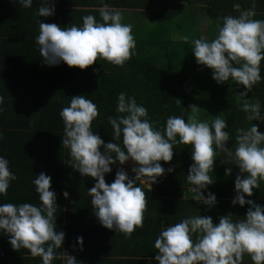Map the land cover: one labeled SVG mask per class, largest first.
Listing matches in <instances>:
<instances>
[{
    "label": "clouds",
    "instance_id": "1",
    "mask_svg": "<svg viewBox=\"0 0 264 264\" xmlns=\"http://www.w3.org/2000/svg\"><path fill=\"white\" fill-rule=\"evenodd\" d=\"M10 2L22 8H31L33 4V0ZM99 3L100 19L83 16L80 26L72 23L60 27L38 21L35 43L44 64L51 67L64 63L70 68L85 70L102 59L122 66L135 54L132 25L121 22L122 14L118 9L109 7L104 0ZM232 7L239 15L224 16L222 24H217L213 39L204 36L193 39L191 52L197 65L211 70L217 84L231 79L243 86L244 91L238 95L244 98L242 110L246 119L259 120L260 102L249 103L245 97L251 86L262 79L264 20L253 19L255 0L246 10H241L239 3ZM34 14L41 18L54 16L55 0H42ZM189 109L187 121L182 116H169L161 132L154 127L155 122L150 121L142 104L120 92L115 110L121 115L107 117L112 139L120 143H106L91 130L92 121L98 115L96 105L86 95L73 96L59 112L63 122L61 141L69 150L70 167L82 177L95 181L87 194L100 225L129 235L143 222L146 200L142 186H152L166 171H173L171 167L166 170L160 162L172 161L174 145H184L190 150L192 163L186 180L192 186L189 190L194 194L193 200L202 202L206 210L217 203L214 193H203L214 183L210 175L216 161L214 157L223 152L239 169L231 204L247 205L245 216L233 220V215L227 214L214 224L211 216L197 215L164 227L154 241L157 252L153 259L156 264H241L242 257L247 255L252 264H264V205L246 199L259 188V181H264V132L256 124L238 129L229 148L223 113L212 116L209 122L198 119L201 109L196 105H189ZM116 165L121 167L117 168L114 180L106 183V174ZM225 174L231 175L232 168L227 167ZM15 180L9 161L0 156V195H6L10 182ZM32 184L40 204L0 203V231L7 236L13 251L24 248L33 257H40L42 264H52L53 259L61 258L54 250L62 248L65 240L64 232L56 230V194L51 190V177L44 172L35 175ZM62 195L68 199L67 191ZM76 244L82 248L83 237L77 236ZM63 255L65 264H76L74 256L65 251Z\"/></svg>",
    "mask_w": 264,
    "mask_h": 264
},
{
    "label": "trees",
    "instance_id": "2",
    "mask_svg": "<svg viewBox=\"0 0 264 264\" xmlns=\"http://www.w3.org/2000/svg\"><path fill=\"white\" fill-rule=\"evenodd\" d=\"M63 1H61V5L69 2V0ZM160 9V11L144 13L143 17L150 23L160 24L162 28L151 29L152 34L149 35L132 34L135 40V49L132 51L135 54L131 55L122 66H115L105 60L98 59L92 66L80 70L79 68H70L64 63L51 67L44 64L36 49L38 45L35 43V37L38 34L35 36L34 31L29 29L26 24L27 18L32 16L26 13L27 9H22L21 5L14 4L10 0H0V81H5L9 85L17 82L14 88L13 86L6 88L5 95L1 96L12 94V90L18 88L28 94L9 95L15 100L14 103L19 102L28 106L33 102L40 103L36 112L37 116L35 119H30V125L21 126L24 127L22 132H17L15 126L12 128L9 126L10 129L3 127L0 131L2 133L0 139L3 138V142H0V156L9 161V169L16 175L15 189H11L9 185L7 190V192H11L12 197L36 199L37 193L32 187V180L35 175H39L41 172L51 177V183L55 185L59 193L61 192L60 198L65 199L62 195L64 191L68 192V198L73 197L71 195L73 193L74 196L78 194L76 197H83L80 190H76V188L79 182L88 186L89 177H82L70 167L69 150L63 147L61 141L63 122L60 120L59 112L68 105L73 96L86 95V98L96 105L98 115L92 121L91 130L96 132L106 143H120V140L112 139V129L107 121L108 116L121 115L115 110L117 96L120 92H124L126 96L134 97L137 104H142L147 109L150 121L155 122L154 127L161 132H163L165 121L169 116H182L187 121V117L190 115L189 105L197 104L201 107L215 105L209 103L208 100H212L218 95L206 93L202 85L193 83L194 80H198L199 75L191 69V63L195 61L191 52L193 47L191 42L204 35L192 29L187 34V29H182L176 24L177 13H174L173 9L171 10L168 5L160 6ZM82 13L84 14L81 17L93 15L97 20L100 19L99 12L83 11ZM66 15L69 16L67 13ZM73 15L74 13L69 16L70 18L67 17L69 25L74 22L76 24ZM216 16L218 17V15ZM80 24H82V20ZM175 34H178L181 39L174 38ZM183 37H187V41ZM154 47L157 56L161 57L160 63L154 60L155 57L146 56L154 51ZM261 70L264 71V65L260 64ZM231 96L234 106L231 109H223L226 110L224 116L229 122L224 131H231L235 139L237 129L235 130L233 126L237 119L234 114L241 115V111L235 110V108L241 104L237 102L238 93H233ZM258 97H261L259 100L264 108V94L263 96H252L253 99ZM17 99L18 101H16ZM177 99L181 102L178 103ZM50 104L52 105L50 119L47 124L40 125L42 115L38 113L43 114L45 108L50 107ZM219 107L225 108L220 105ZM24 112L22 111V113ZM233 143L234 141L232 145ZM232 145L230 144L228 147L231 148ZM174 151L171 162H160L166 170L171 167L173 171L171 173L166 171L162 177L158 178L157 183L152 186L145 184L142 188L145 197L153 198L156 202L159 199L155 213L158 218L156 224H151L152 217L147 214L146 217L148 216L147 220L150 223L142 222V225L135 228L129 235L115 231V229L112 231L95 226V238L91 239L93 242L89 246L90 252L79 253V259L83 260L84 264H92L94 261L95 264L149 263L145 258H152L156 253L153 248L154 241L160 232V230H156V225L160 222L169 225L173 220L178 219V216L188 218L208 215L212 217L214 224L219 222L220 216L227 214H232L233 220L245 216L247 205L240 207L231 204L235 194L234 180L239 174V169L223 152L214 157L216 161L213 172L210 173L214 183L208 186L207 191L203 193L204 195H207V192L214 193L217 203L214 207L206 210V206L202 202L193 200L194 194L189 190L192 186L186 180L189 165L192 163L189 148L177 144L174 145ZM118 167L121 166H112V172L105 176L106 183H111L114 180ZM227 167L232 168L231 175L225 174ZM74 177L78 183L75 182L77 184L71 185L70 180ZM259 182L262 185L259 189L260 192L253 193L252 197H246V199H252L255 203L264 205V181ZM67 185L70 188L65 189L64 186ZM148 186L152 187V191ZM74 224L83 225L79 221L72 223V225ZM57 228V231H62L59 225ZM64 234L65 241L69 243L70 236L65 232ZM193 235V240H195V234ZM115 245V253L121 250L125 255L129 254L130 257L110 259L112 255L108 252ZM21 261L23 262L16 261L14 264L37 263V261L26 259H21ZM55 263H60V260L53 259L52 264Z\"/></svg>",
    "mask_w": 264,
    "mask_h": 264
},
{
    "label": "crops",
    "instance_id": "3",
    "mask_svg": "<svg viewBox=\"0 0 264 264\" xmlns=\"http://www.w3.org/2000/svg\"><path fill=\"white\" fill-rule=\"evenodd\" d=\"M61 1L62 0H55V15L47 18L44 17L41 18L34 14V9H37L40 6L42 0H33V5L31 8H22V9H27L26 13L32 16L31 18H27V21L26 20L25 21L29 29L34 31L35 36L39 33V28H38L39 20H41L43 23H55L60 27H65L69 25V21L67 20V17L71 16L72 13H74L73 17L75 18L76 24L77 26H80L81 15L84 14L82 13L83 11L98 12V9L101 7L99 0H69V2L67 1L68 2L67 4H63V5H61ZM104 2L108 4L109 7L118 9L122 14L121 22L126 24H131L132 29L133 26L134 28H137L135 25H137L139 29H142V25L144 24L145 21V18L143 17L144 13L160 11L161 10L160 6L168 5L171 8V10L173 9L174 13L175 12L177 13V17L175 18V21L178 22L177 25L179 27L181 24L189 23L192 30H195V28H201V30H199L198 32L200 34H203L204 37L208 40L213 39L217 34V24H222L223 15H236V16L239 15L237 11L233 10L232 5L234 3H239L241 6V10H246L252 5V0H189V1L104 0ZM208 9H210L211 11L208 12L207 11ZM254 11H255V16L253 17V19L264 20V0H255ZM229 12L231 14H228ZM66 13L69 16H67ZM216 15H218V17ZM137 35L140 36L141 34H137ZM174 38L181 39V37L178 34H175ZM36 49L37 52L39 53L38 48ZM41 59L43 58L41 57ZM193 63H196V60ZM261 65H264V60L261 61ZM202 67L203 66H200V68ZM196 73H198L199 75V78L196 81L204 87L206 93L209 92L218 95L216 98L212 100H208L209 103L217 104L218 106L219 105L225 106V109H231L234 106L231 99L232 98L231 95L233 93L239 94L241 91H244L243 86L237 85L231 79L229 81H226L224 84H217L212 79L211 70L208 68L200 70L199 72ZM260 74L262 77L261 81L253 84L251 86L250 92L245 97V99L249 100V103L257 100L260 102L259 99H261V97L253 99L252 96L253 95L263 96L264 94V71L261 70ZM16 84L17 82H14L13 85L12 84L9 85L5 81L4 82L0 81V131L2 130L3 127L9 128L10 126L12 128L15 126L16 127L15 130L17 132H22L21 130H23L24 127L22 128L21 126L30 125L29 123L30 119H35V116H37L36 112L38 110V106L40 105L38 101L33 102L30 106H28V105L20 104L19 102L14 103L15 100L9 97V95L28 94L27 92L18 90L17 88V89H13L16 90L14 92L12 90V94H8V95L6 94L7 96L5 97L1 96V95H5L6 88L8 89V87H12V86L14 88ZM243 100L244 98L238 95L237 102L241 104V106L235 108V110L241 111V115L239 116L238 113L234 114L237 120L233 127H235V130L247 129L251 125L256 124L258 125V129L261 132H264L263 106L260 103V106L262 107L260 112L261 118L259 120L249 121L246 119V113L242 110ZM16 101H18V99ZM51 106L52 105L50 104V107H46L43 114L38 113L39 115H42L40 125H45L48 123V120L50 119L49 116L51 113L50 112ZM22 111L25 112L22 113ZM228 133H229V141L227 142L226 145L227 147L230 144L232 145V142L234 141V135H232V132L230 131ZM0 136L2 137L1 132H0ZM0 142H3V138L0 139ZM88 179L90 181V183H88V186H84L79 182V185L76 188V190H80L79 192L81 193V195H83V197H76L78 194H75L74 196L73 193L71 194L73 197H69L68 199L60 198L61 192L59 193V191L56 190L55 185L51 183V190H53L56 194L57 209L56 212L54 213V216L56 218V228L57 225H59L62 231L68 234L71 238L69 240V243L71 242L70 244L64 240V243L62 244V248L54 250L56 254H59L61 256L60 259H55L56 261L60 260V263H55V264H65L66 257L63 255V251L67 252L69 255L74 256L75 259L77 260L76 264H84L83 260L79 259V253L90 252L89 246L92 245L90 243L93 242L91 239L95 238V226L99 227L100 229L104 228L103 226L100 225L97 218L95 217L91 207L90 197L87 194V189L91 188L94 185L95 181L92 178H88ZM70 182L72 185L73 183L77 182V179L74 177L72 180H70ZM10 186L11 189H15L16 181H11ZM261 186L262 185L259 182V188L257 190H254L255 194L260 192L259 189ZM32 187L35 188L33 184ZM68 187H69L68 185L64 186L65 189H67ZM10 193L11 192H7L6 195H0V203H13V204L31 203L33 205L40 204L38 194H36V199H31V198L24 199V198L12 197ZM145 200H146V204L143 210V222L147 221L150 223V221H148L147 219L148 216H151L152 217L151 224L155 225L156 222L158 221V218L155 216V213L157 212L159 199L158 202H156V200L153 198L145 197ZM237 210L239 211V207L237 208ZM147 214L149 215L146 217ZM182 219L185 218L178 216V219L173 220L169 225L177 223ZM77 221L83 223V225L81 226L75 224L72 225L73 222H77ZM84 221L88 223H85ZM169 225H167L165 222H160L158 225H156V230L161 231L164 227H167ZM77 236L83 237L82 248L81 246L76 244ZM193 239H194V235H193ZM115 251H116V245L112 246L108 252V254L112 255L110 259H116L120 257H127V258L130 257L129 254L125 255L124 252H121V250L117 253H115ZM154 251L157 252L155 248ZM21 259L32 260L33 262L37 261L36 264H42L40 257L38 256L33 257L27 249L20 248L17 251H13L11 246L7 242V236L2 231H0V264H14L16 261L21 263L23 262L21 261ZM13 260L15 261L13 262ZM145 260L149 262L146 264H156V261L153 259V257L145 258ZM92 264H95V261L92 262Z\"/></svg>",
    "mask_w": 264,
    "mask_h": 264
},
{
    "label": "rangeland",
    "instance_id": "4",
    "mask_svg": "<svg viewBox=\"0 0 264 264\" xmlns=\"http://www.w3.org/2000/svg\"><path fill=\"white\" fill-rule=\"evenodd\" d=\"M187 17V16H186ZM178 22L176 21V24ZM211 24H212V21H211ZM137 28H134L133 26V29H132V34H141V33H144L146 35H149V34H152V30L151 29H154V28H159L161 29L162 26L157 25L156 23H149L148 21H144V24L142 25V29H139L137 25H135ZM180 27L182 29H186L187 28V34L189 32H191V26L189 23H185V24H181ZM199 30H201V28H195L194 31L198 32ZM155 51V52H154ZM154 51L153 52H150L149 55H146L148 57H155L156 59H154L157 63H160L161 62V57L158 55L157 56V51L155 50V47H154ZM191 69L194 70L195 72H199L200 70H203V69H206V67H202L200 68V65H197V63H191ZM194 85H199V83L194 80L193 81ZM198 108H200V112L198 114V119H206L207 121H211L212 119V116L215 117L221 113H223V118L224 120L226 121V117L224 116V112L226 110H223L225 109L224 107H219L217 104H215L214 106L212 107H201V106H198L197 104H195ZM229 122L226 121V125H228ZM148 187H151V186H148ZM241 264H252V261L250 259L249 256L247 255H244L242 257V260H241Z\"/></svg>",
    "mask_w": 264,
    "mask_h": 264
},
{
    "label": "built area",
    "instance_id": "5",
    "mask_svg": "<svg viewBox=\"0 0 264 264\" xmlns=\"http://www.w3.org/2000/svg\"><path fill=\"white\" fill-rule=\"evenodd\" d=\"M127 165H128V162L124 165V169H126Z\"/></svg>",
    "mask_w": 264,
    "mask_h": 264
}]
</instances>
